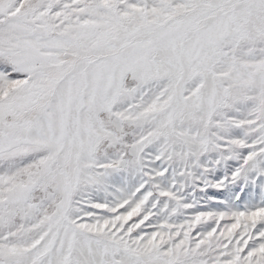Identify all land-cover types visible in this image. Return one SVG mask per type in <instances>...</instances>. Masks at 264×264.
I'll use <instances>...</instances> for the list:
<instances>
[{
    "label": "snow or ice",
    "instance_id": "1",
    "mask_svg": "<svg viewBox=\"0 0 264 264\" xmlns=\"http://www.w3.org/2000/svg\"><path fill=\"white\" fill-rule=\"evenodd\" d=\"M0 264H264V0H0Z\"/></svg>",
    "mask_w": 264,
    "mask_h": 264
}]
</instances>
